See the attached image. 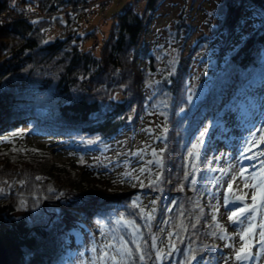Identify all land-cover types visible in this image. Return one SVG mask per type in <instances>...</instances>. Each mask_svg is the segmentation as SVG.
Here are the masks:
<instances>
[{"label": "trees", "instance_id": "16d2710c", "mask_svg": "<svg viewBox=\"0 0 264 264\" xmlns=\"http://www.w3.org/2000/svg\"><path fill=\"white\" fill-rule=\"evenodd\" d=\"M164 1L145 0L139 18L136 4L124 5L96 51L82 47L93 30L78 33L98 0H0V15L6 9L16 15L0 16V138L24 134L19 130L27 125L28 133L61 137L82 159L122 130L134 129L147 109L161 119L165 134L156 179L126 191L88 181L81 165L74 171L53 166L46 157L20 155L21 143L0 146V237L9 264H67L66 214L101 227L116 242L124 233L133 254L123 264H206L212 257L204 242L209 232L202 230L207 215L197 202L205 185L204 155L224 112L264 89V0H215L209 33L193 42L182 7L170 32L172 60L165 47L140 44L150 16ZM248 21L251 29L245 32ZM196 63H204L210 77L190 98ZM160 65L164 69L156 79ZM42 174L45 178L37 179ZM137 192L155 196L149 221L134 201ZM119 219L140 229L137 243L145 260L130 235L117 228ZM166 233L173 247L159 262L151 243L157 246Z\"/></svg>", "mask_w": 264, "mask_h": 264}, {"label": "rangeland", "instance_id": "374dc122", "mask_svg": "<svg viewBox=\"0 0 264 264\" xmlns=\"http://www.w3.org/2000/svg\"><path fill=\"white\" fill-rule=\"evenodd\" d=\"M133 1L98 0L86 18H83L84 29L78 33L83 35L93 30V34L83 41V49L96 46L97 51L102 38L108 35L114 23L113 16L124 5L136 4L135 11L139 18L144 11L145 0ZM214 2L215 0H165L150 16V21L142 31L140 44L147 43L153 50H156V47H165V51L170 55L169 60H172L174 45H171L173 41L170 32L173 30L176 14L182 7L188 10L189 16L186 19L193 28L189 39L193 42L200 34L209 33L208 25L214 21L210 18ZM250 29L251 24L248 21L243 30L248 32ZM227 49L228 47L225 50ZM184 52L187 53L188 49L186 48ZM163 69L164 65H160L156 79ZM209 77L206 65L196 63L189 85L190 98L193 97V93L197 95L201 93ZM148 95H151L150 91ZM76 107L89 109V106L81 104ZM223 118L222 123L213 131L214 135L210 138L205 151V185L197 201L207 215L202 230L210 234L204 236V242H209L213 249L212 257H207L206 264H264V238L261 236V233H264V187L261 186L264 180V89L248 93L240 100L238 108L234 111L226 110ZM19 131L26 133L0 138L2 149H8L5 146L16 145L14 142H17L21 143L19 145L23 149L18 148L16 152L24 156L29 154L28 157L31 159L40 161L46 157L53 166L56 164L74 171L81 165L83 177L100 184L106 190L126 191L140 188L142 185H148L159 174L158 166L161 159L159 150L163 147L165 134L161 119L150 109L146 110V114L134 129L122 130L102 150L91 151L82 159L75 149L65 147L66 143H63L59 136L28 133L27 125H23ZM206 137L207 135L204 138ZM52 169L50 172L54 174L55 171ZM44 178L42 174L40 179ZM226 193L230 203L224 200ZM134 201L141 207L149 221L154 212L155 196L152 193L137 192ZM233 213L240 214L235 223L229 222L228 219ZM63 220L69 226L64 237L71 250L67 264L124 263L126 257L124 255H118L115 262L110 259L101 262L98 259L103 245L110 241L114 244L119 243L104 229L72 214H66ZM117 228L128 233L136 242L140 238V229L132 221L119 219ZM118 234L119 241L121 238L126 241L124 233ZM168 234L160 239L157 246L151 239V246L155 245L154 253L160 252L161 257L165 250L173 247L168 240L170 239ZM221 236L224 238L221 239ZM241 236L244 237L243 240ZM242 245L251 257L255 254V258L237 261L235 252ZM93 247L97 249L95 252L91 251ZM106 251L115 254L113 249ZM161 259L157 260L160 262Z\"/></svg>", "mask_w": 264, "mask_h": 264}, {"label": "snow or ice", "instance_id": "6c2138e0", "mask_svg": "<svg viewBox=\"0 0 264 264\" xmlns=\"http://www.w3.org/2000/svg\"><path fill=\"white\" fill-rule=\"evenodd\" d=\"M204 133L202 132L201 133V137H203ZM255 135V134H254ZM249 143H251V141H249ZM194 149L197 147V145H193L192 146ZM247 150V149H245ZM143 171V169H141ZM37 179H40V177H37ZM261 186L264 187V180H262L261 182ZM231 189V185H229V190ZM224 200L226 203H230V201L228 200V194L226 193L225 196H224ZM253 200L255 201V196H253ZM240 214L239 213H233V214H230L228 219H229V222H232V223H235L236 220L238 219V216ZM216 217L215 215L213 216V220H215ZM218 227H221L219 225H217ZM213 235H215V233H213ZM261 236L262 238H264V233H261ZM224 237L221 236V239H223ZM154 239V238H153ZM244 237L241 236V240H243ZM129 242L125 241L123 238L120 239L119 243L118 244H114L113 242H109L108 244L106 245H103L101 247V250H100V256L98 257V259L103 262L105 259H110L112 261H116L117 260V256L118 255H124V256H129V255H132L133 254V251L131 248H128L126 245L128 244ZM131 243H134L136 244V248H135V252L139 254V259L141 261L145 260V255L143 254V249L142 247L139 245V243H137L136 241H132ZM155 245H153L154 247ZM231 245H225V247H230ZM106 249H113L114 250V253L115 254H112V253H109L108 251H106ZM97 249L95 247H93L91 249V251L95 252ZM156 256H157V259H160L162 258L161 257V253L160 252H157L156 253ZM249 258V255H248V252L245 248L244 245L241 246L240 249H238L236 252H235V259L237 261H241V260H244V259H248ZM251 258H255V254H253V256ZM227 260V258H226Z\"/></svg>", "mask_w": 264, "mask_h": 264}, {"label": "water", "instance_id": "95a60500", "mask_svg": "<svg viewBox=\"0 0 264 264\" xmlns=\"http://www.w3.org/2000/svg\"><path fill=\"white\" fill-rule=\"evenodd\" d=\"M0 252L3 254V257H4V264H9V255H8V252L4 246V243L0 237ZM249 255V258L248 259H244L243 261H249L250 260V257H251V254L248 253Z\"/></svg>", "mask_w": 264, "mask_h": 264}, {"label": "built area", "instance_id": "2783aa9c", "mask_svg": "<svg viewBox=\"0 0 264 264\" xmlns=\"http://www.w3.org/2000/svg\"><path fill=\"white\" fill-rule=\"evenodd\" d=\"M0 16L2 19L9 20H14L16 18V15L10 9H6Z\"/></svg>", "mask_w": 264, "mask_h": 264}, {"label": "bare ground", "instance_id": "6f19581e", "mask_svg": "<svg viewBox=\"0 0 264 264\" xmlns=\"http://www.w3.org/2000/svg\"><path fill=\"white\" fill-rule=\"evenodd\" d=\"M0 264H4V257H3V254L1 252H0Z\"/></svg>", "mask_w": 264, "mask_h": 264}]
</instances>
